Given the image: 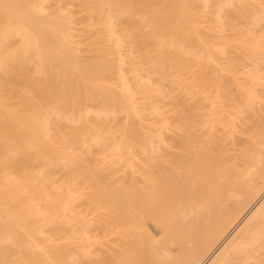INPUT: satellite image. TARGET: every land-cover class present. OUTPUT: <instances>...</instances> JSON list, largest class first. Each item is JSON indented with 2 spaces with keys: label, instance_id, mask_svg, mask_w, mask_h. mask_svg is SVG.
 I'll return each instance as SVG.
<instances>
[{
  "label": "bare ground",
  "instance_id": "obj_1",
  "mask_svg": "<svg viewBox=\"0 0 264 264\" xmlns=\"http://www.w3.org/2000/svg\"><path fill=\"white\" fill-rule=\"evenodd\" d=\"M214 4L0 0V264H264V0Z\"/></svg>",
  "mask_w": 264,
  "mask_h": 264
},
{
  "label": "rangeland",
  "instance_id": "obj_2",
  "mask_svg": "<svg viewBox=\"0 0 264 264\" xmlns=\"http://www.w3.org/2000/svg\"><path fill=\"white\" fill-rule=\"evenodd\" d=\"M220 1H221V3H222V0H213V3H215V4H214L215 7L218 8V7L222 6L221 3H220ZM231 88H232L233 92L237 91V85L232 84V85H231ZM257 106L259 107L260 105H257ZM144 119H145L147 122L150 121V120H148V118H144ZM169 119H170V118H169ZM247 134H248L247 132L242 131V130L237 131L236 136L234 137V138H235V139H234V142H235L237 145H240V142H241V141H245V140H246V138H247V136H248ZM148 226H149L150 230L152 231V233H154V234L157 235V236L161 235L162 232H163L162 227H161V226H157V225H155L154 222L151 221V220L148 221Z\"/></svg>",
  "mask_w": 264,
  "mask_h": 264
}]
</instances>
